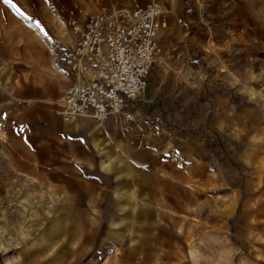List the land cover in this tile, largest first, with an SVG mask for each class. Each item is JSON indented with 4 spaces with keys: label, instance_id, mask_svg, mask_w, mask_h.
<instances>
[{
    "label": "rangeland",
    "instance_id": "1",
    "mask_svg": "<svg viewBox=\"0 0 264 264\" xmlns=\"http://www.w3.org/2000/svg\"><path fill=\"white\" fill-rule=\"evenodd\" d=\"M149 1L0 0V136L17 134L0 137V264H264V0H160L136 120L58 125L66 159L95 128L91 169L41 159L71 20Z\"/></svg>",
    "mask_w": 264,
    "mask_h": 264
},
{
    "label": "built area",
    "instance_id": "2",
    "mask_svg": "<svg viewBox=\"0 0 264 264\" xmlns=\"http://www.w3.org/2000/svg\"><path fill=\"white\" fill-rule=\"evenodd\" d=\"M164 4L135 7L102 4L85 22L71 20L75 40L65 64L72 75L53 112L66 122L88 116L104 124L113 115L136 120V101L148 86L160 31L167 27Z\"/></svg>",
    "mask_w": 264,
    "mask_h": 264
},
{
    "label": "crops",
    "instance_id": "3",
    "mask_svg": "<svg viewBox=\"0 0 264 264\" xmlns=\"http://www.w3.org/2000/svg\"><path fill=\"white\" fill-rule=\"evenodd\" d=\"M81 118H88V119L93 120L92 118H90L88 116H81ZM113 118H120L122 120L120 115H113L105 123L111 121ZM43 119L47 120L48 124H50V127L46 131H43V130H40V131L34 130L33 131V129H28L25 127V130L28 129L29 133H32V131H33V133H36L37 144L42 147V149H40L41 156L43 155V157H41V159H46L47 163L49 162V159H51L52 163H54V162L59 163L60 162L61 165L57 166L58 167L57 169L59 170L60 168H62V171L64 169H73V168H76V169L82 171L83 169L84 170L91 169L92 166H94L95 161L93 160V158H90L89 155H87L86 153L81 154L80 152H82V151L86 152V149L84 147H86L89 144V140L91 142L93 141V144L97 143L96 136H95L96 135L95 128L88 130V132L86 130L85 131L86 133L84 131H82L83 132V133L81 132L82 134L77 135L78 138L77 137L74 138V139H76V142H75V144L74 143H72V144L77 146L78 150L70 151L69 153H67L68 157L66 159V152H65L64 147H63L64 141H65V135H64V132L62 130H60V128L58 127V125L63 120L60 117L56 116L54 113L53 114L47 113ZM104 124H97V126L98 125H104ZM25 130H23V132L26 134L27 132ZM3 131H4V133L8 134V136H6L8 138H2V136H0L1 139H3V142H2L3 144H7V143L9 144V142H10L9 139L11 137L14 139H17V134H16V131L14 130V125L12 126L11 123L10 124L8 123L7 125H5ZM20 155H25V153L24 154H16V151L9 150L8 151L9 163L12 164V162H14V163L17 162L16 159L18 157H20ZM84 157L86 158V160L88 162V166L84 165L85 164L84 163L85 160L83 159ZM81 159L84 160L83 163L78 161V160L81 161ZM65 161H68L69 163H66ZM102 164H103V162H102ZM19 166L20 167H26L25 165L23 166L21 164ZM104 167H105V165H104ZM77 193H79V192H77ZM74 200H75V198H74Z\"/></svg>",
    "mask_w": 264,
    "mask_h": 264
},
{
    "label": "snow or ice",
    "instance_id": "4",
    "mask_svg": "<svg viewBox=\"0 0 264 264\" xmlns=\"http://www.w3.org/2000/svg\"><path fill=\"white\" fill-rule=\"evenodd\" d=\"M5 2H6V3H11V0H5ZM13 7H16V6L13 5ZM17 14H19V15H24V13L21 12V11L19 10V8H17Z\"/></svg>",
    "mask_w": 264,
    "mask_h": 264
}]
</instances>
